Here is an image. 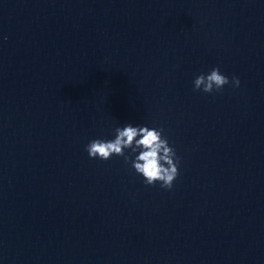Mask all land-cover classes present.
Wrapping results in <instances>:
<instances>
[{
	"label": "water",
	"instance_id": "1",
	"mask_svg": "<svg viewBox=\"0 0 264 264\" xmlns=\"http://www.w3.org/2000/svg\"><path fill=\"white\" fill-rule=\"evenodd\" d=\"M128 122L171 190L89 158ZM0 264H264V0H0Z\"/></svg>",
	"mask_w": 264,
	"mask_h": 264
},
{
	"label": "clouds",
	"instance_id": "2",
	"mask_svg": "<svg viewBox=\"0 0 264 264\" xmlns=\"http://www.w3.org/2000/svg\"><path fill=\"white\" fill-rule=\"evenodd\" d=\"M240 84L237 76L230 80L219 67L202 72L193 80L194 90L205 94L220 92L228 85L239 88ZM85 151L89 158L101 161L122 157L146 186L159 184L162 189L171 190L179 175L180 157L159 126L124 123L114 128L111 138L90 140Z\"/></svg>",
	"mask_w": 264,
	"mask_h": 264
}]
</instances>
